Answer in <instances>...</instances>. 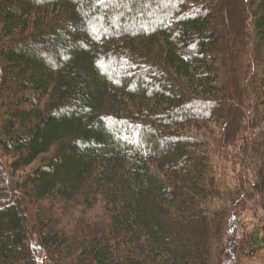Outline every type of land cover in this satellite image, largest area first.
<instances>
[{"label":"trees","instance_id":"1","mask_svg":"<svg viewBox=\"0 0 264 264\" xmlns=\"http://www.w3.org/2000/svg\"><path fill=\"white\" fill-rule=\"evenodd\" d=\"M256 260L264 0H0V264Z\"/></svg>","mask_w":264,"mask_h":264},{"label":"rangeland","instance_id":"2","mask_svg":"<svg viewBox=\"0 0 264 264\" xmlns=\"http://www.w3.org/2000/svg\"><path fill=\"white\" fill-rule=\"evenodd\" d=\"M227 171H229V170H227ZM232 177H230L229 179H228V181H230V179H231ZM255 216L256 217H258V215L260 214L259 212H255ZM250 216H252V214H250ZM253 217V216H252ZM254 218V217H253ZM253 222H256L257 221V219H251ZM250 263H253V264H264V260H256V261H252V262H250ZM248 264H249V262H248Z\"/></svg>","mask_w":264,"mask_h":264},{"label":"snow or ice","instance_id":"3","mask_svg":"<svg viewBox=\"0 0 264 264\" xmlns=\"http://www.w3.org/2000/svg\"><path fill=\"white\" fill-rule=\"evenodd\" d=\"M98 3H107V0H97Z\"/></svg>","mask_w":264,"mask_h":264}]
</instances>
